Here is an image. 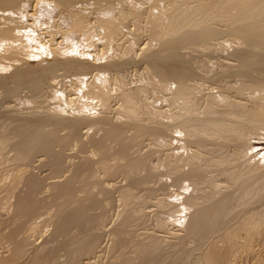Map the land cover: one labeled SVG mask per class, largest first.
I'll list each match as a JSON object with an SVG mask.
<instances>
[{"label":"bare ground","instance_id":"bare-ground-1","mask_svg":"<svg viewBox=\"0 0 264 264\" xmlns=\"http://www.w3.org/2000/svg\"><path fill=\"white\" fill-rule=\"evenodd\" d=\"M130 25L134 26L133 30L129 29ZM141 34L147 35L148 39L147 52L143 56L145 71L140 74V84L131 86L127 75L120 71L115 76L111 75L114 68V73L118 67L122 68L121 62L132 58ZM44 36L47 37L46 44H43ZM122 38H126L127 45L122 44ZM219 40L222 53L236 46L247 49L250 54H242L241 58L239 55L237 79L215 86L204 96L206 99L202 97L205 108L200 110L202 99L199 101V98L204 82L192 81L189 77L191 70L196 65L210 73L220 64L217 58L208 55L201 58L200 54L194 65L186 63L183 60L185 56L181 58L180 48L199 45L200 49L207 50ZM157 46L161 47L160 51L155 50ZM43 53L49 59L33 60ZM90 57L100 58V64L107 62L102 65L104 68L98 67L101 70L93 73L95 79L92 80L86 75L89 71L85 72L82 66ZM91 61L89 64L93 63ZM262 63L264 0H0V100L6 97L10 88L22 85L29 86L33 92L32 96L15 101L20 107H29L25 121L14 123L7 117L0 125V155L6 156L7 150L13 151L8 159L16 164L11 170L0 165V199L4 201L21 191L12 214L8 211L12 206L7 208L5 205L8 200L0 202V247L5 243L10 247L8 254L0 256V264H79L81 259L92 262L89 257L96 251L101 236L99 231L104 224L100 219L102 215L99 218L95 213L102 207L97 194L109 190L95 182L97 178L93 181L92 178L98 174L91 170L87 156L70 169L72 173L65 181H53L52 195L47 202L37 195L43 181L27 169L35 154L40 153L49 158L54 171H59L61 154L57 153L56 145L82 142L79 128L85 123L90 125L88 136L92 141V155L99 157L96 166L101 175L115 176V173L122 172L137 186L157 180L179 191H175L176 205L169 201L172 197H168V201L174 204V209L177 206L184 212L175 220L184 234L183 241L186 239L192 245L182 246L179 253L182 262L176 264H264V159L255 158L252 147L255 145L249 139L250 136L257 141L264 139V72L258 76L250 73ZM60 68L66 72L58 73ZM90 69L93 71V67ZM69 71L74 73L70 75ZM47 76L55 79L54 83L60 90L69 78L81 93V101L78 105L76 103V111L73 110L75 115L68 114L67 110H56L53 105L51 113L46 111L48 114H45L41 110V114H35V103ZM112 84L117 87L113 97L116 95L121 101L115 121L109 116V104L113 99L109 89ZM97 103L101 107L100 114L93 116L89 111ZM163 103L168 110L162 113L159 108ZM199 112L203 115L199 116ZM60 130H65L66 134L60 136ZM99 131L102 137L96 138ZM144 132L150 143H162L168 148L169 144L172 145L170 137L182 134L187 142L179 139V143L190 144L193 149L187 148L185 159L180 155L170 157L163 165H148L142 161L144 157L140 160L130 147L132 141L145 135ZM207 139L213 141V147L211 143L208 146ZM226 147H231L230 153L227 150L225 154V149L221 151L224 154H217ZM207 152H214L215 157H207ZM204 167L218 168L217 175L204 176V173L201 177ZM151 171H156V174L150 175ZM132 185L118 189L123 210L122 218H119L121 222L117 221L119 224L113 227L111 249L117 254L114 252L116 257L112 263L162 264L166 257L159 244L160 237L153 234L145 241L129 237L128 224L140 211L130 209L137 199ZM231 185L238 186L239 191L221 192L223 187ZM162 204L164 202L160 207L164 206ZM171 205L166 203L164 207ZM44 206H49L47 210L50 209L52 214L54 230L41 243L35 244L31 234H23V230L27 228L30 232L39 224H47L46 217L41 214ZM156 216L153 220L159 227H164L166 217ZM168 217L167 222L168 219L172 221ZM128 245L132 249L129 256L124 251ZM168 253L166 251V255ZM254 255L257 262H241Z\"/></svg>","mask_w":264,"mask_h":264},{"label":"rangeland","instance_id":"rangeland-1","mask_svg":"<svg viewBox=\"0 0 264 264\" xmlns=\"http://www.w3.org/2000/svg\"><path fill=\"white\" fill-rule=\"evenodd\" d=\"M129 29H131V30H133L134 29V26L133 25H130L129 26ZM140 37V40H139V42H138V45H137V47L135 48V50H134V53H133V56H132V58L130 59L132 62H130V60L128 59V60H125L124 62H121L120 63V61H119V63H120V65L121 64H123V65H121L122 66V68L120 67V69H119V67L116 69V71H115V73H114V70H115V68H114V65H112L111 66V68H114V70H113V74L111 75V76H115V75H117V73H119V71L121 72V73H123V75H127L126 76V78L128 79V82L129 83H131L130 85L131 86H138L139 84H140V78H141V73L143 74L144 73V68H145V58L143 57L144 56V52L146 53L147 52V48H148V39H147V35H145V34H141V36H139ZM42 39H43V41H45L43 44H46V40H47V37L46 36H44V37H42ZM123 39V38H122ZM122 39H121V42H122ZM143 40V41H142ZM123 41H124V43H122V44H124V45H127V41H126V38L125 39H123ZM126 41V42H125ZM144 42V43H143ZM216 41H214V46H212L210 49H207V50H204L203 48L202 49H200V47L201 46H199V45H193L194 47H192V46H184V47H181L180 49V55H181V58L183 59V57L185 56V58L183 59L184 60V62H186V63H191V64H193L196 60H198V59H200V57L202 58L204 55H208V56H212V57H215V58H217V60H218V64H220V65H217V67H215V69L213 70V71H211L210 73H206L203 69H202V67L200 68V66H197L196 67V65H194L195 66V68H194V66H193V68H192V70H191V75L189 76L191 79H193L192 81H194V82H198V83H200V84H202L203 82V84H202V86H203V88H201L202 89V91L200 92V97L201 98H199V101L202 99V97H204L206 94H208L212 89H214V88H216V87H218L220 84H221V82L223 83V82H226V81H233L234 80V78H235V80L237 79V74H238V72H239V69H238V67H236L237 66V64L239 63V60H240V58L244 55V56H246V55H249L250 54V52L247 50V49H241V47L238 49V47H236V46H234V47H232L231 48V50H229V51H227V52H223L222 53V51H223V48L221 47L222 45H221V40H219L218 42H216ZM126 43V44H125ZM141 46V47H140ZM217 46V47H216ZM141 50H140V49ZM161 48V47H160ZM159 48V46H157L156 48H155V50H159L160 49ZM186 48V50H184ZM238 49L237 50V52L235 51V49ZM195 49V50H194ZM215 49H216V51H215ZM161 50H164L163 48L161 49ZM212 50V51H211ZM234 50V51H233ZM160 51V50H159ZM247 51V52H246ZM162 52H165V50L164 51H162ZM201 52H202V54H201ZM229 52V53H228ZM235 52V53H234ZM244 52V53H243ZM207 53H209V54H207ZM214 53V54H213ZM217 53V54H216ZM232 53V54H231ZM185 54V55H184ZM201 56H200V55ZM216 54V55H215ZM221 54V55H220ZM235 54V55H234ZM241 54V55H240ZM243 54V55H242ZM230 55V56H229ZM239 55H240V58L238 59V57H239ZM200 56V57H199ZM92 57V56H91ZM89 58V60H88V62L86 63V64H84V65H82V66H84L83 67V69H85L84 71L85 72H87V71H89V72H87V73H89V74H87L86 73V75H88V78H89V80H92V79H95V75L94 74H96V70H97V72H98V70H101V69H99V68H102L103 66V64H107V62H104V61H102L101 62V64H100V58H98V57H94L95 59H93V58ZM220 57V58H219ZM224 57H225V59H224ZM142 60H141V59ZM198 58V59H197ZM221 58H223V59H221ZM231 58H232V60H231ZM235 58V60H233ZM47 60V59H49V57H48V55H45V53H43L41 56H35V57H33V60L34 61H40V60ZM90 59H92V61H93V63H91V64H89L90 63ZM98 61H97V60ZM138 59V60H137ZM220 59H221V61H220ZM228 59V60H227ZM237 59V60H236ZM137 60V61H136ZM141 60V61H140ZM189 60V61H188ZM227 60V61H226ZM230 60V61H229ZM91 61V62H92ZM96 61H97V63H96ZM128 61V62H127ZM95 62V63H94ZM116 62V61H115ZM221 62V63H220ZM228 63V64H225L224 65V63ZM231 62V63H230ZM116 63H118V62H116ZM125 63H130L129 65H127L126 66V64ZM115 64V63H114ZM135 64V65H134ZM88 66V68L90 69V67L92 68L93 67V71H91L92 69H90V70H88V68L86 67V66ZM94 65H95V67H94ZM99 65H101V67L99 66ZM125 65V66H124ZM222 65V66H221ZM79 66V65H78ZM78 66H76V67H78ZM90 66V67H89ZM124 66V67H123ZM226 66H228V67H226ZM235 66V67H234ZM75 67V68H76ZM86 67V68H85ZM99 67V68H98ZM234 67V68H233ZM262 67V68H261ZM104 68V67H103ZM131 68V69H130ZM223 69L226 71H224L225 73H223ZM229 69V70H228ZM234 69L236 70V71H234ZM255 69V71H252V70H254ZM65 71L66 72V70L64 69V68H60V72H58V73H60V74H63V71ZM73 70H74V67H73ZM111 70V71H112ZM122 70H124L123 72H122ZM228 70V71H227ZM258 70V71H257ZM72 71V70H71ZM111 71H110V73H111ZM204 71V72H203ZM257 71V72H256ZM57 72V71H56ZM70 72V71H69ZM91 72V73H90ZM203 72V73H202ZM264 72V64L262 63V64H260L259 66H257V67H255V68H253V69H251L250 70V73H252V74H254V75H259V73L261 74V73H263ZM74 73V72H73ZM72 72H70V75H72L73 74ZM94 73V74H93ZM214 75H213V74ZM237 73V74H236ZM206 74V75H205ZM210 74V75H209ZM234 74H236L235 76H234ZM70 75H68V76H70ZM234 76V77H233ZM48 77V78H47ZM44 80H43V83L41 84V88H40V92H39V97H38V99H37V103H35L36 105H35V107H34V110H35V114H41V110L43 111L42 113H44L45 112V114H48V112L49 113H51L52 112V109H53V111H54V108L56 109H62V110H64V111H66L67 110V113L69 114L70 112V114L71 115H75V113L76 112H73V110L74 111H76V107H75V105H76V103H77V105H78V102L79 101H81V98H80V95H81V93H79L78 92V90H77V88L76 87H74L75 85H72L71 84V81H69L68 79L69 78H67L66 79V82H67V84H69V86L65 83V81H64V83H65V85H63V87H65V86H67V87H69L70 89H68L67 87L66 88H63L62 87V89L60 90L59 89V87L56 85V83H54V81H55V79H51L49 76H47ZM87 77V76H86ZM198 77V78H197ZM220 77V78H219ZM228 77H229V79H228ZM49 78H50V80H49ZM215 78V79H214ZM189 79V78H188ZM191 79H189V80H191ZM214 79V80H213ZM223 79V80H222ZM139 80V81H138ZM210 80V81H209ZM234 80V81H235ZM171 81V80H170ZM213 81V82H212ZM46 82V83H45ZM172 82V81H171ZM171 82H168V83H171ZM216 83H217V85H216ZM133 84V85H132ZM70 85H72V86H70ZM173 84H170V86H172ZM216 86V87H215ZM71 87H72V89H71ZM111 88L109 89L110 90V93L112 94V98L114 99H112L111 100V103L109 104L110 105V112H109V116H110V118H112V120L113 121H115V120H117V110L119 109V107L121 106V101L118 99V97L115 95V97H113L114 95L113 94H116L117 93V87L114 85V84H112L111 86H110ZM76 88V89H75ZM209 88V89H208ZM30 87L29 86H27V88H26V85H22V86H20V88H10L9 90H8V92L9 93H11L10 95H6V97L4 96L3 98H2V100H0V125L4 122V119H5V121H6V118L8 117V119L10 118L11 120H13V122L14 123H23L24 121H25V119L29 116L28 114H29V111H30V109H29V107H27V106H24V107H20L19 106V102H15L16 101V99H17V101L21 98V99H26V97L28 98V97H30V95L32 96V94H33V92H32V90L30 89ZM63 89H64V91H63ZM112 89V90H111ZM13 90V91H12ZM43 90V91H42ZM68 92H67V91ZM28 91H30V93H28ZM26 92V93H25ZM60 93V94H59ZM202 93V94H201ZM28 94V95H27ZM42 94H43V97H42ZM53 94V95H52ZM63 94H64V96H63ZM46 95V96H45ZM202 95V96H201ZM17 96V97H16ZM24 96V97H23ZM82 96V95H81ZM9 97V98H8ZM60 97V98H59ZM67 97V98H66ZM150 97V96H149ZM206 97V96H205ZM204 97V98H205ZM14 98V99H13ZM43 98V99H42ZM58 98V99H57ZM65 100H69V99H72L73 101H71V102H69V101H65ZM76 98V99H75ZM151 98V97H150ZM204 98L200 101L201 102V104H199V109L200 110H202V109H204L205 107H204ZM0 99H1V97H0ZM116 99V100H115ZM206 99V98H205ZM238 100H239V97L237 98ZM148 100L150 101V100H152V99H149L148 98ZM49 101V102H48ZM55 101V102H54ZM204 101V102H203ZM38 102H40V103H38ZM53 103V104H52ZM65 103V104H64ZM69 103V104H68ZM75 103V104H74ZM80 103V102H79ZM16 104V105H15ZM40 104V105H39ZM65 105L64 107H63V105ZM14 105V106H13ZM54 106V108L52 107L51 109H50V107L51 106ZM70 105V106H69ZM73 105V106H72ZM165 105V106H164ZM113 106V107H112ZM47 107V108H46ZM70 107V108H69ZM162 107V108H161ZM161 107L159 108L160 109V111H161V109H162V113L163 112H166V110H168L167 108H168V106L165 104V103H163V105H161ZM167 107V108H166ZM22 108V109H21ZM6 109V110H5ZM29 109V110H28ZM56 109V110H57ZM71 109H72V111H71ZM98 109V110H97ZM7 110H8V112H7ZM45 110V111H44ZM49 110H51V111H49ZM99 110H101V107H100V105H99V103H97V105H95L94 107H93V109L92 110H90L89 112L91 113V115H93V116H96V115H98V113L100 114V111ZM163 110H165V111H163ZM200 110H198V111H200ZM46 111H48V112H46ZM69 111V112H68ZM21 112H23V114L21 113ZM26 112V113H25ZM28 112V113H27ZM17 113H19L18 115H16ZM94 113V114H93ZM199 113H200V115H199ZM198 113V115L199 116H202L203 114H202V112H199ZM13 114V115H12ZM20 114L22 115V116H20ZM7 115V116H6ZM13 117V118H12ZM14 117H15V119H14ZM20 117H22L21 119H20ZM89 129H90V125H88L87 123H85V124H83V125H81L80 126V128H79V137H80V139H81V141L83 142H80L81 143V145H80V143H75L74 141H71V142H69V143H67L66 145H56L55 147H56V151H57V153H59V155H60V163H61V165H60V169H59V171H54L51 167H50V164H49V158L46 156V155H44V154H40V153H36L35 154V157H33V160L32 161H30L28 164H27V169L28 170H30V174H33V176H36V177H38V178H40V180L41 181H43V182H41V185H40V187H39V189H38V191H37V195H38V197L40 198V199H43V201L44 202H47L49 199H50V197H51V195H52V187L53 186H51V184L53 185L54 183H56V182H58V181H65L66 180V178L67 177H69L70 175H71V173H72V171H70V169L71 168H73V166L75 165V164H78V163H80V162H82L84 159H86V157L85 156H87V160H88V163H89V166H91L90 168H91V170H93V171H95L96 172V174H98V175H95V176H97V177H93L92 179H93V181H95L94 179H96V181L95 182H98L99 184H102V186L108 191H106L107 193H99V194H97V198H98V201H99V203H101V205H102V207H100V208H98L99 210H97L96 209V211H95V213H97V216L100 218V216L102 215V217L100 218L101 219V221H102V229L99 231V232H101L100 233V242H99V244H98V246H97V248H96V251H95V253L93 254V256L91 255L90 257H89V259L92 261V262H88V260L87 259H81L80 260V262H78L79 264H93V262H94V264H114V262L112 263V261H114L115 260V257H116V251H114V249L112 248L111 249V246H112V237H113V234H112V232H113V230H114V228L121 222V218H122V216H120L121 215V212H122V210H123V204H122V202L121 201H119V199H118V195H119V191L121 190L120 188H128V186L129 187H131V185H132V188H133V191H134V194H135V196H136V201L131 205L132 207H130V209H131V211H135V210H139L140 209V211L138 212V213H136V215H135V217L133 218V220H131L130 222H129V224H128V229H129V231H130V233L131 234H129V237H134L135 239H138V240H148L149 238H151L152 236H153V234H154V237H160L159 238V244L161 245V250H162V252H163V255H164V257H166L165 258V261L163 262V263H166V264H176V262H182V260H181V258H180V252H181V249L184 247V246H190V245H192L188 240L186 241V239H185V241H183V239L185 238L184 237V234H182L183 232L182 231H180L179 230V226H178V224H177V219H176V217L178 218L179 216L178 215H181V213H182V211L181 210H178L179 208L177 207H175V209H177V212L176 211H174L175 209L173 208V206H174V204L173 203H175V205H176V203H177V196H175V194L177 193V192H179L178 190H176V189H174L173 187L171 188L169 185L167 186V185H164L162 182L160 183V181H157V180H154V181H152V182H149V183H147V184H143V185H138L137 186V184L135 185L133 182H131V181H129L126 177H125V175L124 174H122V172H117V173H115V176L114 175H112V176H107V175H105V174H103L102 173V175H101V172H99V170H98V167L96 166V162H98V160H99V157L97 156V155H92V141H91V139H90V137L88 136V132H89ZM64 133H63V132ZM66 134V131L65 130H60V132H59V135L60 136H64ZM144 134H145V132H144ZM177 134V133H176ZM174 134V135H172L171 137H170V139H172V141H170V143H172V145H170L169 144V146H170V148H168L167 146H165L164 144H162L161 143V145L160 144H157V143H155L154 144V142L153 143H150L151 142V140H149V138H147L148 136L145 134L144 136L143 135H141L137 140H135V142L134 141H132L131 143H130V147H132L131 148V150H132V152L134 153V155H138V156H140L139 158H140V160H142V158H143V162H145L146 164H148V165H150V164H153V165H156L157 166V164H161V165H163V163H166L167 162V160H169L170 159V157L172 158V157H176V156H182L181 157V159H185L186 158V156H187V148L188 149H193L192 147H191V145L189 144H187L186 145V143H185V145H183V143L184 142H187V141H184L185 140V138L183 137V135L182 134ZM84 135V136H83ZM86 135V136H85ZM102 132H98V133H96V138H101L102 136ZM257 135V134H256ZM249 136V135H248ZM88 137V138H87ZM174 137V138H173ZM254 137V136H253ZM257 137V136H256ZM178 140H176V139ZM184 138V139H183ZM259 138V137H258ZM260 138H262V137H260ZM145 139V140H144ZM174 139V140H173ZM183 142H180L179 143V141L180 140ZM249 139H250V141H251V144L252 145H255V146H252L253 147V153H255V158H257V159H261V160H263L264 159V148H263V143L262 142H264V139L262 140V139H259L260 141H257L256 140V138L254 137V138H252V136H250L249 137ZM256 140V141H255ZM142 141V142H141ZM175 141V142H174ZM207 141V143H209L208 144V146H210V143H211V146L213 147V145H212V143H213V141L211 142L210 141V139H207V140H205V142ZM140 142L142 143V144H140ZM260 142V143H259ZM150 143V144H149ZM83 144V145H82ZM176 144H177V146L178 147H176L175 148V146H176ZM137 145V146H136ZM175 145V146H174ZM174 146V147H173ZM135 147V148H134ZM167 147V148H166ZM186 147V149H184ZM163 148V149H162ZM172 148L174 149V150H172ZM134 149V150H133ZM148 149V150H147ZM176 149V150H175ZM178 149V150H177ZM226 149V150H225ZM230 149H231V147H229V148H224V149H222V150H220L219 152L220 153H217V152H215V153H217L218 155H220V154H224L223 152H221V151H223V150H225L224 152H225V154H227L226 153V151L228 150L229 152L228 153H230ZM159 150V151H158ZM60 151V152H59ZM113 151V150H112ZM137 151H139V152H137ZM171 151V152H170ZM256 151V152H255ZM11 152V153H10ZM173 152V153H172ZM212 152V151H211ZM262 154H261V153ZM141 153V154H140ZM184 153V154H183ZM209 153H210V151H209ZM9 154V155H8ZM13 154V151H10L9 150V152H8V150L6 151V156H4V155H2V157H1V155H0V165H1V167L2 168H4V169H14L15 167H16V164L15 163H13V161H11L10 159H8V157L9 156H11ZM172 155V156H170V155ZM179 154V155H178ZM183 154V155H182ZM207 154H208V152H207ZM214 152L213 153H211V154H208V155H206L207 157H215L214 155ZM217 154H215L216 156H218ZM88 155H90V157L88 156ZM84 156V157H83ZM153 156V157H152ZM45 157V158H44ZM79 158V159H78ZM163 158V159H162ZM7 159L9 160L8 162H7ZM81 159H83V160H81ZM5 160V161H4ZM48 160V161H47ZM2 161H4L3 163H2ZM11 161V162H10ZM93 161H95V162H93ZM157 161H159V162H157ZM161 162V163H160ZM2 163V164H1ZM14 165H13V164ZM4 164H6V165H4ZM47 164V165H46ZM63 164V165H62ZM73 164V165H72ZM235 164H237V163H235ZM10 165V166H9ZM94 165V166H93ZM159 166V165H158ZM229 166V165H228ZM13 167V168H12ZM29 167V168H28ZM212 169V170H211ZM209 171V172H208ZM156 171H151V173H150V175H154V173H155ZM203 172V173H202ZM55 173V174H54ZM205 173V174H204ZM217 173H218V168H215V167H213V168H207V167H204V169L202 168V170H201V172H200V176L202 177L203 176V174H204V176H216L217 175ZM68 174V175H67ZM156 174V173H155ZM63 175V176H62ZM101 175V176H100ZM117 175V176H116ZM42 176V177H41ZM56 176H57V178H56ZM66 176V177H65ZM203 176V177H204ZM54 177V178H53ZM63 178V179H62ZM220 178V177H219ZM218 178V179H219ZM65 179V180H64ZM221 179V178H220ZM108 180V181H107ZM45 181V182H44ZM53 181H54V183H53ZM188 182H189V180H188ZM107 184V185H106ZM120 184V185H119ZM131 184V185H130ZM151 184V186H149ZM111 185V186H110ZM230 187V188H229ZM135 188H137V189H135ZM118 189H120V190H118ZM141 189V190H140ZM167 189H168V191H167ZM170 189V190H169ZM235 189V190H234ZM239 188H238V186H225V187H223L222 189H221V192L222 193H229L230 191V193H237L239 190H238ZM174 191V192H172V191ZM229 190V191H228ZM234 190V191H233ZM0 191H1V185H0ZM116 191V192H115ZM137 191V192H136ZM144 191V192H143ZM149 191V192H148ZM156 191V192H155ZM171 191V192H170ZM175 191H177L176 193H175ZM115 192V193H114ZM148 192V193H147ZM152 192V193H151ZM154 192V193H153ZM167 192H169L170 194H173V196L172 195H170V194H168ZM19 193V194H18ZM167 193V194H166ZM17 194V195H16ZM21 194V191L19 190V191H17V192H15L14 193V195H11V197H8L6 200H4L5 202H7V200H8V202L7 203H5L4 201H2L1 199H0V202L1 203H5V205H6V207L8 206H12V207H10V208H8V211H9V214H12V212L14 211V206H15V203H16V199H17V197H18V195H20ZM102 194V195H101ZM221 194V193H220ZM100 195H101V197H100ZM170 195V196H169ZM177 195V194H176ZM1 196H2V192H0V198H1ZM14 196H15V199H14ZM138 196V197H137ZM170 197H172V199L170 198V200H169V198ZM173 197H175L174 199H173ZM101 198V199H100ZM115 198V199H114ZM167 198V199H166ZM48 199V200H47ZM100 199V200H99ZM160 199V200H159ZM161 199H165V200H167V202L166 203H169V205L170 204H172L171 206H166V207H164L165 206V200L163 201V200H161ZM12 200V201H11ZM16 200V201H15ZM102 200V201H101ZM141 200H143V201H141ZM170 202H173V203H170ZM11 201V202H10ZM141 201V202H140ZM159 202V201H163L164 202V204H162V205H164L163 207H160L161 206V203H163V202H161V203H158V205L156 204V202ZM12 202H14V203H12ZM108 202V204H106ZM143 202V203H142ZM12 203V204H11ZM121 203V204H120ZM141 203V204H140ZM143 204V205H142ZM155 204V205H154ZM139 205V206H138ZM168 205V204H167ZM1 206H2V204H0V211L2 210L1 209ZM106 206V207H105ZM136 206H137V208H136ZM47 207L49 208V206H44L43 208H42V210H41V214H42V216H44V217H46V221H47V224L46 223H42V224H39V225H37V227L33 230V231H30V232H28V230H27V228L26 229H24L23 230V234H28V233H30L31 234V240L35 243V244H39V243H41L45 238H47V237H49L50 236V234L52 233V230H54V226H52L53 224H52V214L50 213V209H48L47 210ZM168 207V208H167ZM134 208V209H133ZM136 208V209H135ZM102 209V210H101ZM114 209V210H113ZM167 209H168V211H167ZM172 209V210H171ZM142 210V211H141ZM112 211V212H111ZM174 211V212H173ZM162 212V213H161ZM167 212V213H166ZM180 212V213H179ZM45 213V214H44ZM102 213V214H101ZM173 213V214H172ZM44 214V215H43ZM50 214H51V216H50ZM106 214V215H105ZM174 214H176V216L174 215ZM0 215L2 216V214H1V212H0ZM155 215H161L162 217H166V220H165V226L164 227H159V225H158V223L156 222V220H153V219H156L157 218V216L155 217ZM168 215H169V217H168ZM182 215H184V212L182 213ZM167 217L168 218H171V220L173 221H170V219H168V222H167ZM120 218V219H119ZM0 219H1V217H0ZM176 219V220H175ZM114 220V221H113ZM120 220V221H119ZM117 221H119V223H117ZM175 221V222H174ZM117 223V224H116ZM152 223V224H151ZM169 223V224H168ZM46 224V225H45ZM51 224V225H50ZM132 224V225H131ZM136 225V226H135ZM44 226V227H43ZM130 226H131V228H130ZM106 229H105V228ZM114 227V228H113ZM158 227V228H157ZM111 228H112V230H111ZM41 229H43V230H41ZM131 229V230H130ZM142 230V231H141ZM167 231V232H166ZM104 232V233H103ZM135 232V233H134ZM162 232V233H161ZM37 233V234H36ZM180 233V234H179ZM35 234V235H34ZM49 234V235H48ZM103 234V235H102ZM46 235H47V237H46ZM131 235H133V236H131ZM135 235V236H134ZM146 235L148 236V237H146ZM152 235V236H151ZM142 236H145L144 238H141ZM151 236V237H150ZM162 236V237H161ZM39 237V238H38ZM111 239V240H110ZM184 242V243H183ZM163 243V244H162ZM172 244V245H171ZM184 244V245H183ZM4 245H5V247H4ZM4 245H2L1 247H0V250H1V252H0V256H3V255H6V254H8V251H9V249H10V247H9V245L8 244H4ZM105 246V247H102V246ZM163 245V246H162ZM180 247H179V246ZM131 245H128L125 249H124V251H126L125 253L127 254V256H129V255H131ZM175 246V247H174ZM183 246V247H182ZM186 246V247H187ZM166 247V248H165ZM100 248H101V250H100ZM109 249H111V250H109ZM164 249V250H163ZM259 249V246H257L256 247V250H258ZM107 250V251H106ZM128 250H130V252L128 251ZM128 251V252H127ZM166 251H167V255H166ZM61 252V251H60ZM102 252H103V254H102ZM111 252V253H110ZM116 254H115V253ZM110 253V254H109ZM125 253H123L124 255H125ZM262 253V252H261ZM98 254V255H97ZM115 254V255H114ZM179 254V256H177L178 258H176V255H178ZM111 256H114V259H113V257H111ZM126 256V255H125ZM111 257V258H110ZM169 257V258H168ZM109 258V259H108ZM171 258V259H170ZM253 258H254V260H253ZM175 259V260H174ZM86 260V261H85ZM97 260V261H96ZM108 261H110V262H108ZM241 262H257L256 261V257H255V255L254 256H249L248 258H244ZM156 263V262H155ZM158 263V262H157ZM162 263V264H163ZM177 264H180V263H177Z\"/></svg>","mask_w":264,"mask_h":264}]
</instances>
